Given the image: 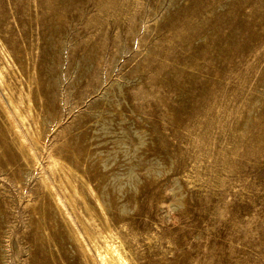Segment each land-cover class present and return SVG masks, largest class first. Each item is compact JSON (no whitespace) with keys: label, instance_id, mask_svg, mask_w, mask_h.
<instances>
[{"label":"rangeland","instance_id":"1","mask_svg":"<svg viewBox=\"0 0 264 264\" xmlns=\"http://www.w3.org/2000/svg\"><path fill=\"white\" fill-rule=\"evenodd\" d=\"M109 244L264 264V0H0V264Z\"/></svg>","mask_w":264,"mask_h":264},{"label":"bare ground","instance_id":"2","mask_svg":"<svg viewBox=\"0 0 264 264\" xmlns=\"http://www.w3.org/2000/svg\"><path fill=\"white\" fill-rule=\"evenodd\" d=\"M11 102V101H10ZM17 106V105H16ZM8 114V113H7ZM9 117V116H8ZM23 122V121H22ZM10 123H13L11 120H10ZM12 125V124H11ZM13 125H15V124H13ZM17 130V129H16ZM16 130H14V131H16ZM16 133V132H15ZM17 134H18V132H17ZM19 135V134H18ZM33 135V134H32ZM20 136V135H19ZM18 136V137H19ZM23 137V136H22ZM34 137V136H33ZM32 138V137H31ZM23 139V138H22ZM21 139V140H22ZM24 140V139H23ZM35 141V140H34ZM23 142V141H22ZM23 144V143H22ZM34 145H36V144H34ZM25 147V146H24ZM26 147H28V146H26ZM29 150V149H28ZM30 151V150H29ZM31 152V151H30ZM32 153V152H31ZM30 154V153H29ZM33 156V155H32ZM31 157V156H30ZM34 159V158H33ZM53 160V159H52ZM36 166V165H35ZM64 168V167H63ZM67 171V170H66ZM67 172H69V171H67ZM57 175V174H56ZM59 176V175H58ZM65 176V175H64ZM71 176V175H70ZM46 178V177H45ZM45 178H44V180H45ZM58 180V179H57ZM61 181V180H60ZM60 181H58V182H60ZM66 181H68L67 179H66ZM47 182V181H46ZM69 182V181H68ZM69 183H71V182H69ZM68 183V184H69ZM48 185V184H47ZM70 185V184H69ZM49 186V185H48ZM60 187V186H59ZM64 187V186H63ZM71 187V186H70ZM65 188V187H64ZM53 191V190H52ZM69 194V193H68ZM81 195V194H80ZM69 196H70V194H69ZM58 198V197H57ZM56 195H55V201H57L56 199ZM82 199H83V196H82ZM84 200V199H83ZM63 201V200H62ZM67 201H69V200H67ZM72 201V200H71ZM59 202V201H58ZM58 202H57V204H58ZM84 202V201H83ZM60 203V202H59ZM70 203V202H69ZM68 204V203H67ZM85 204V203H84ZM69 205V204H68ZM67 208V207H66ZM69 208V207H68ZM85 208H86V206H85ZM86 209H88V208H86ZM68 210V209H67ZM84 211H85V209H84ZM75 216V215H74ZM68 220H69V218H67ZM78 220V219H77ZM75 221V220H74ZM82 223V222H81ZM108 224V223H107ZM106 224V225H107ZM80 225V224H79ZM72 226V225H71ZM81 226V225H80ZM82 226H83V223H82ZM73 227V226H72ZM71 227V228H72ZM85 228L87 227L86 225L84 226ZM83 228V227H82ZM84 229V228H83ZM87 229H89V228H87ZM74 231L75 232H77V229H74ZM86 231H88V230H86ZM85 231V232H86ZM79 233V232H78ZM87 233V232H86ZM91 233V232H90ZM92 234V233H91ZM78 235H80V234H78ZM81 236V235H80ZM82 237V236H81ZM83 238V237H82ZM89 238V237H88ZM116 239V238H115ZM82 243H84V242H82ZM121 244H123V243H121ZM120 244V245H121ZM124 245V244H123ZM97 246V245H96ZM122 247V246H121ZM125 247V246H124ZM96 248V247H95ZM87 249H88V247H87ZM102 249V248H101ZM122 249V248H121ZM96 251V250H95ZM103 251V250H102ZM123 251V250H122ZM126 251V250H125ZM128 251V250H127ZM88 252V251H87ZM99 252V251H98ZM98 252L96 253V254H98ZM89 253V252H88ZM90 254H91V252H90ZM122 253H120V249L117 247V245H115V244H109V245H107V247H106V250H105V253H104V255H101L100 254V259H101V261L104 263V264H108V263H110V261H114V260H116V259H118L119 261H124V259H123V257H122V255H121ZM125 255V254H124ZM98 257H99V254H98ZM125 257H127V255H125ZM130 259V258H129ZM127 260V259H126ZM117 261V260H116ZM119 263V262H118ZM126 263V262H125ZM116 264V263H115ZM127 264V263H126Z\"/></svg>","mask_w":264,"mask_h":264}]
</instances>
